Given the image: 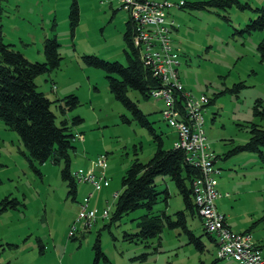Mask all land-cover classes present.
I'll use <instances>...</instances> for the list:
<instances>
[{
	"label": "rangeland",
	"instance_id": "rangeland-1",
	"mask_svg": "<svg viewBox=\"0 0 264 264\" xmlns=\"http://www.w3.org/2000/svg\"><path fill=\"white\" fill-rule=\"evenodd\" d=\"M72 1L0 0V39L29 60L43 61L44 39L56 35L60 63L38 74L35 82L54 100L56 122L66 118L75 133L70 170L82 174L71 193L61 176L63 158L31 165L18 133L0 117V264H236L232 258L218 257L216 243L204 233L197 213L186 210V224L200 236V245L181 226H165L146 239L125 238V231L138 230L144 207L109 222L121 177L132 160L145 162L152 156L156 135L164 148L173 147L177 133L160 111L163 99L145 97L132 87L126 90L151 129L115 97L106 71L84 60V54H95L126 62L124 49H131L123 31L129 13L119 0H76L79 18L74 29L69 19ZM167 1H181L166 8L174 20L170 35L179 60L178 78L185 92L207 97L202 109L205 142L219 167L214 174L215 206L233 231L249 232L258 247L264 244V160L254 151L224 154L246 141L250 124L259 121L254 104L264 106V30L245 29L264 0L208 8L181 7L192 0ZM69 93L79 100L72 108L63 99ZM77 114L83 119L73 122ZM155 182L161 193L152 211L163 210L175 218V211L184 208L182 195L167 176L158 175ZM85 199L86 207L95 209L94 220L86 226L77 219ZM98 238L107 259L101 255L94 263Z\"/></svg>",
	"mask_w": 264,
	"mask_h": 264
},
{
	"label": "trees",
	"instance_id": "trees-1",
	"mask_svg": "<svg viewBox=\"0 0 264 264\" xmlns=\"http://www.w3.org/2000/svg\"><path fill=\"white\" fill-rule=\"evenodd\" d=\"M237 0H192L184 1L182 6L189 5L195 8H208L209 6L226 7ZM258 13L250 19L245 29L264 30V6L256 7ZM79 8L76 0L70 3L69 19L72 29L78 22ZM130 20L126 21L123 39L131 51L124 49L126 62L108 60L95 54H84V60L91 65L101 67L106 71L109 88L117 99L132 111L133 117L142 124L150 127L145 113L126 94L128 87L136 88L143 96H150L151 89L160 86V79L153 75L150 67L140 59L131 42ZM1 38V37H0ZM58 40L56 35L44 39L43 61L29 60L12 43H5L0 39V117L5 125L15 130L25 148L28 150L27 158L30 164L35 161L44 162L47 159L58 162L61 158L64 165L61 168V176L67 180L69 191L75 194L76 180L70 170L69 149L74 147L75 133L71 131L67 119L56 122V114L51 108L54 100L46 93L37 89L35 77L49 71L59 65L61 56L58 52ZM264 45V38L262 40ZM68 108L79 103L78 97L69 93L63 98ZM260 102V101H257ZM254 104V113L259 121L252 122L249 127V137L246 141L235 144L224 155L228 156L239 151H254L264 160V106L261 108ZM63 110L64 107H61ZM82 116L74 115L73 122H80ZM124 119L128 120L124 116ZM152 129V127H150ZM158 137L157 147L152 156L145 162L135 157L121 177V189L115 196L114 210L109 222L119 220L124 214L144 207L147 211L137 220L136 232H124L128 240L146 239L159 235L165 226H181L189 234L190 240L196 244H202L200 236L195 235L186 224V210L198 213V207L193 201L191 182L199 174V170L184 159V151L181 148L162 146V139ZM216 158V156H215ZM215 161V160H214ZM167 176L171 179L182 195L184 208L175 211V218L165 211L153 212V205L158 202L160 190L156 187V176ZM167 193V191L165 190ZM75 197V195H74ZM166 198V197H164ZM2 201V200H1ZM12 201L5 198V202ZM4 202V203H5ZM6 204L3 205V208ZM200 216V215H199ZM226 219V218H225ZM227 222V221H226ZM204 233L215 241V237L205 230ZM216 243V241H215ZM94 263L102 255L107 256L100 247L99 238L94 245ZM264 249V244L258 245Z\"/></svg>",
	"mask_w": 264,
	"mask_h": 264
},
{
	"label": "built area",
	"instance_id": "built-area-1",
	"mask_svg": "<svg viewBox=\"0 0 264 264\" xmlns=\"http://www.w3.org/2000/svg\"><path fill=\"white\" fill-rule=\"evenodd\" d=\"M119 2L120 7L129 13L133 47L142 62L160 79V86L151 89L150 96L163 99L164 106L160 111L177 133L173 146L181 148L185 161L199 170V174L191 182L193 201L198 207L205 230L215 237L218 257L232 258L236 264H264V249L255 245L249 232L233 231L228 226L225 215L215 206L218 190L214 174L219 168L215 167V156L208 150L205 142L202 109L207 97H195L183 90L177 72V51L170 35L174 20L168 17L166 11L169 6H179L181 1ZM73 175L78 179L82 177L78 171H74ZM86 178L92 180L93 177L88 175ZM99 184L95 182V186ZM86 199L80 203L77 216V219H83L84 226L90 225V220L95 218V209L86 207Z\"/></svg>",
	"mask_w": 264,
	"mask_h": 264
},
{
	"label": "crops",
	"instance_id": "crops-1",
	"mask_svg": "<svg viewBox=\"0 0 264 264\" xmlns=\"http://www.w3.org/2000/svg\"><path fill=\"white\" fill-rule=\"evenodd\" d=\"M215 160H216V158H215ZM215 162V161H214ZM219 168V167H218ZM216 204V203H215ZM227 221V220H226ZM228 224V226L231 228L232 226H231V224H229V223H227ZM258 243V242H257ZM260 244H262V243H260Z\"/></svg>",
	"mask_w": 264,
	"mask_h": 264
}]
</instances>
